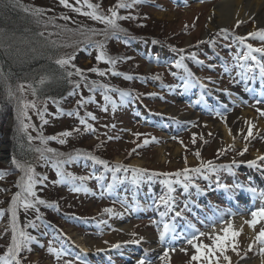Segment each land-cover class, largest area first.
Wrapping results in <instances>:
<instances>
[{
  "label": "rangeland",
  "instance_id": "rangeland-1",
  "mask_svg": "<svg viewBox=\"0 0 264 264\" xmlns=\"http://www.w3.org/2000/svg\"><path fill=\"white\" fill-rule=\"evenodd\" d=\"M19 1L45 11L47 30L53 40L55 39L57 42L62 40V32L57 31V28L67 27L66 31H69V33L66 37V43H64L62 57H68L72 53L71 48L74 43L81 41L101 43L102 41L100 36L94 37L92 35L93 31L88 26L97 22L96 20L73 11L72 8H65L59 3V0ZM171 1L146 0L137 13L145 14L148 18L142 17H144L146 26L153 24V29H158L154 33L161 34L165 41L174 37L182 49L194 47L198 41L196 44L203 48V52H210L216 55L219 60L222 59L223 53L219 51L216 53L212 46L207 45V41L213 33L221 29H227L231 31L238 30V32L247 35L249 32L264 28V24L256 26L257 24L251 18L235 20L232 16L227 15L218 17L215 14V9L219 6L218 0H182L181 3L178 0ZM88 2L103 8L104 13L108 15L110 13L109 8L114 7L117 0H88ZM69 3L75 8H80L81 12L91 11L84 4V0H80V3H77L76 0H69ZM262 8L264 9V7ZM64 16L70 17V19L65 20L62 18ZM211 19L214 20L213 23L216 21L215 24H208ZM238 20L243 22L239 27L236 26ZM95 30L97 29L95 28ZM257 41H259L258 38ZM210 43L213 44L211 41ZM90 47L93 49L92 46ZM75 48L74 46L73 49ZM154 48L155 56L149 58L150 62H145L136 56L135 64L129 63L131 68H128L127 61L124 63L123 58L115 57L113 53L106 56L116 60L114 65L97 61L96 55L92 57L93 60L87 57L83 58L80 61V68L89 72V79L104 80L106 83H111V85H116L118 82L128 89L137 84L136 80H128L124 76L121 81H117L116 77L106 73L111 74L116 69L130 70L129 73L133 71L142 76H149V79L144 82V87H135V91L146 100L137 101L138 104H134L128 109L124 105H119L118 100L112 97V101L117 105L115 111H113L111 103H107L108 110L103 111L102 109L106 105L103 99L96 98L91 103L78 104V107L75 104L80 100L75 99L71 107H75L74 109L78 112H83L88 107L87 110L95 115L96 119L93 120L94 131L86 129L84 131V127L80 124L72 127V118L70 117V120L67 121L70 122L71 127L63 126L64 130L62 132L71 131L75 128H79L80 131H73L70 137L60 136V138L66 140L65 145L75 147L76 151H81L80 148L94 149L95 152L92 153L99 156L97 157L99 159L104 157L112 163L122 162L132 168L150 169L156 173H174L185 167L189 169L197 168L201 165V161H213L214 165L217 166L230 165V170L217 167L214 172L203 169L199 174L190 173L191 179L195 181L202 178V183L207 188L211 186L207 182L212 178L214 179L217 174L223 176L224 180H226V177L231 178L228 174L233 169L241 174L239 180L235 181L234 184L228 181L229 186L223 187L221 193H218L216 188H210L204 196L200 197L197 194L198 189L195 188L194 191L191 188V196L197 198L199 200L197 202H204L205 205L208 202L204 197H212V199H216L217 206H219L213 208H219L218 210H220L217 214L211 208L210 215L206 212H200L199 216L204 221L201 222V218L198 220L192 216L194 220L191 223L195 224L196 229L206 233L213 231V223L218 222L217 224H221L219 223L221 218L224 221L231 220L232 222L243 218L244 225L248 226L245 221L251 219L250 210L264 206V196L261 195V193H264V161L258 162L257 167H249L247 164V161L258 156L256 153L259 155L264 154V116H261L256 110L257 108L264 110V77L261 76L259 67L255 64V61L250 60L249 67L243 68L241 60L247 51L242 52L241 49H238L235 51L236 63L228 68V71L218 70V68V72L215 71V67H212V60L208 59L207 62H203L202 70L199 69L196 72L193 70L190 77L183 79L179 77V74L176 75V84H174L170 79L174 69L169 66L173 59L169 57L168 53H161V48ZM91 49L90 51L94 52V49ZM116 50L119 51L118 46ZM229 52L231 51L229 50ZM160 54H162L161 58H159ZM127 55H130V53L127 52ZM258 59H261L260 63L264 64V56L258 53ZM244 64H246V61ZM92 68H96L105 74L101 76L98 72L89 71ZM235 74L238 76L235 77ZM177 81H180L178 85ZM165 86L173 88L166 94ZM12 98H14V104L5 128L6 132L0 137V168L3 171L11 169L6 171L8 174L0 179V189H6V191H0V209L5 210L3 217H0V255L4 254L11 242V214L8 208L12 196L21 191L20 188L16 187V182L21 177L27 179L25 172L20 168V172L13 171L15 170L11 151L13 122L16 120V123L22 121L23 124H33L37 121L40 109V103L31 96L27 87H24L23 92L18 88ZM257 101H261V103L258 104ZM26 102L36 104L35 109L31 107L27 109V117L23 115V103ZM244 114L252 116L250 122L255 125L253 137L247 141L244 137L247 135L248 123H246ZM179 115H184L185 119L179 118L176 120ZM230 116L237 118L238 121L229 124L226 118ZM257 120L262 121L263 127L257 124ZM241 121L242 128H240V131L239 123ZM46 130H50V126ZM229 130H231V134L224 135V132L226 131L227 134ZM52 133L53 131L50 135H53ZM194 134L196 137L195 144L192 143ZM145 140L149 141L147 145H144ZM245 144L248 145V151L245 155L240 156L239 153L244 149ZM52 145L55 146V144ZM220 149H225V151L223 154L217 155ZM197 151L200 152L199 159L194 155ZM185 157L187 158V164H185ZM136 160L137 163L133 164ZM233 160H236L237 164H232ZM31 165L30 163V165L23 166L27 168ZM52 165L46 172L47 176L44 175L46 178L50 176L51 185L53 176H57L56 169ZM46 166L47 164H45V168ZM31 167L34 169V165ZM44 170L42 171L45 174ZM61 170L65 174H73V171L78 172L79 175L84 174V172L71 170L66 166H62ZM82 171H84V168ZM37 174L40 177L39 172ZM128 178H131L130 174ZM161 178L162 181L165 179L175 181L177 179L176 177L164 176H159L156 179ZM38 180H41V178H38ZM142 180L143 182L146 180L143 184H148L147 178ZM159 181L148 186L146 190L142 187L139 192L141 196L143 195L151 202L149 204L151 211L148 216V219L151 220L148 221L145 220L146 216L144 214L135 216V214L129 212L125 215L127 216L125 218L121 217L122 215L118 217L108 216V213L104 212V209H106L105 198L108 196L96 188V192L91 194H88V191L75 192L72 189L58 190L54 186L49 187L50 184H48V187H44L42 191L37 190L39 193L37 197H30L33 203L39 198L47 200L49 204L54 201L57 206L59 205L58 209L63 208L60 212L51 211L46 205L40 204H36L39 212L35 208L28 210L23 207L18 208V227L20 230L25 231L29 222L36 223L38 222L36 219L44 216L51 218L50 224L52 228L54 227L53 234L42 236V240H39L36 243L37 245L34 241L31 242L32 247H35L31 254L23 256L22 251V264H65V261H71V264H136L142 257L150 260L152 264H164L159 257L166 248L170 247H175L176 250L175 252H169V264H189L193 249L184 242L183 238L190 236L196 229L187 232L182 228L183 218H170L173 205L168 202V194L170 193L168 185L163 183L165 185L163 186ZM79 183L82 184L83 182L79 180ZM183 183H186V180ZM128 184L130 183L128 182ZM86 186V184L83 185V187ZM127 186L131 192L134 191L130 185ZM253 186L254 188H252ZM106 189H109L108 186ZM252 189H255V191H252ZM177 192H183L185 200L188 198L186 196L188 192L183 187H178ZM240 192L244 196L243 200H235L234 198L241 195ZM161 197L167 201V205L162 202ZM224 197L226 198L224 199ZM224 202L228 207L223 205ZM187 203L190 205L188 201ZM259 204H262V206ZM121 206L119 212L123 214L125 213L123 209L127 208V205ZM192 207L194 206L192 205ZM161 213H164V215H161ZM233 213L235 215H232ZM77 214L80 218L75 223L66 219L68 215L75 216ZM165 223L170 225L172 231L166 235L165 242L161 243L159 241V231L163 230ZM174 225L179 227L180 230L183 229L184 234L178 236L179 232L173 228ZM261 227H264V221L257 224L255 230L249 227L250 231H253V237L260 231ZM240 232L241 234L237 238L240 256H237L231 250L227 253L232 258V264H239L244 260L250 261L251 264H258L259 261L264 259V254L260 253V248L264 245L257 243L249 251L248 245L253 243L254 238L251 242H248L243 235L244 232ZM131 233L137 235L133 237ZM145 235L153 238L152 241H154L155 247L148 249L144 241L139 244L126 243L140 237L144 238ZM174 236L177 238L173 239ZM201 239L204 243H210L206 237ZM80 241L85 244L84 249ZM118 243L121 247H112V245ZM49 246L58 250L63 249L65 255L57 260L54 255L48 252ZM181 248H187L188 253L185 254L180 251ZM221 264H225L222 258Z\"/></svg>",
  "mask_w": 264,
  "mask_h": 264
},
{
  "label": "trees",
  "instance_id": "trees-1",
  "mask_svg": "<svg viewBox=\"0 0 264 264\" xmlns=\"http://www.w3.org/2000/svg\"><path fill=\"white\" fill-rule=\"evenodd\" d=\"M145 1L146 0H141V3L136 4L131 8L116 9L119 16L135 17V19L117 20V24L125 31H115L99 21L92 24L93 26L88 25L90 30H94L92 35L94 37L100 36L102 41L101 43L97 41L92 43L89 41L74 43L71 48L72 53L68 55L75 56V59L72 60V64L75 65L76 68L82 69L80 68V61L83 58L87 57L88 59L93 60L92 57L95 55L97 56L99 51H101V49L97 47L98 44L104 45L102 50L106 53V55L113 53V55L115 54V57L123 58L125 60L124 63L127 61L128 64H135L136 56L143 59L145 62H150L149 58L155 56L154 47H159L161 48V53H168L170 55L168 56L173 59L172 63L169 65L170 68L174 69V73L171 75L170 79L174 84H176L175 76L177 74H180L184 79L186 77H190L193 74V70H202L203 63H197V61L207 62L208 59H216V56L212 53L203 52V48L196 44L198 41L195 43L197 46L196 48L194 45V47L185 48L181 52L179 50L182 48L178 45V42L174 37L165 41L161 34L159 35L154 33L158 31V29H153V24L151 26H146L144 17L147 16L145 14L137 13L140 6L142 7V5L145 4ZM125 2L130 3L131 0H125ZM25 9H27V11H25ZM36 9V7L28 6L23 1L0 0V137L6 132L5 128L14 104V98H9V90H11L12 94H14L18 90L19 86L23 84L29 89L31 96L40 103L39 113L44 112V115L43 119H41V116L38 115L36 122H33V124L28 123L30 127H28L26 131L23 129L20 121L16 123L15 120L13 122V141L11 144L13 158L21 165H30V163L32 164L31 166L34 165V171H36V173H34V178L37 181H40L38 178L44 180V175L47 176L46 172L50 169L51 165L58 161H64L60 167L66 166L71 170L84 172L83 175H79L78 172L73 171V176L88 177L87 180L81 181L83 182L82 184L79 183V180H76L73 183H59L56 181H59L60 178L54 175L52 179L53 183L51 185L49 176L42 183L38 182L35 184L34 191L37 195L39 194L37 190L42 191L44 187H48V184H50L49 187L54 186L58 190L72 189L74 186L80 187L81 185L86 184L87 186L85 188L88 189V194L95 193V188L107 194L109 198H105V207L106 209L110 208L113 210L111 214L108 213V216L113 215L118 217L122 215L121 212H119L122 208L121 205L124 206L129 201H131V205L137 213L136 215L143 213V211L146 213L147 209L144 208V206L147 203V200L142 198L139 194L140 189L144 187L146 190L148 186L154 185L155 182L159 180V182L162 183V178L158 180L156 178L159 176H155L151 180L148 179L147 185L143 184L146 180L144 182L141 180L139 183H133L131 173L132 167H129L127 164L122 162L112 163L109 159H105L104 157H102V159L98 158L99 160L107 162L108 168H105L104 165L87 158L86 154L95 156V154L92 153L93 151L95 152L94 149L80 148L81 151H76L75 147H71L67 144L65 145L66 142L64 144H60L58 140L63 139L59 136V134L64 130L63 126L71 127L70 122L67 121L70 120V117L72 118V127L79 126L80 122L75 113H78L79 117L84 118L87 123L93 126V120L87 116V113H91L87 110L88 107L87 109H84L83 112H78V110L74 109L75 107H71L73 104L72 102H74L75 99H79L80 101H83V104H86L88 102H93L96 98L104 100V95H108L111 97V100L112 97H114L118 100L119 105H124L126 108L130 109V106L138 104L137 101L145 99L142 95H139L135 91V87H144V82L149 79V76H142L133 71L129 73L130 70H127V72L123 69H116L114 71L121 73V75H113V73L110 74L105 71L108 75L116 77L117 81H121V78L125 74L131 76L132 79L130 80H136L137 84L133 88L128 89L124 88V85H121L118 82L116 85H111V83H106L104 80L100 81L96 78L89 79V72L85 69H82V75L78 76L73 74L71 77H68L67 72L72 71L75 73V69L70 66L61 67L56 63V61L61 58H66L61 55L69 31H66L67 27H58L57 31L62 32L63 39L59 42L55 39L53 40L52 37L49 36V31L47 30L45 11L41 9L42 11L39 14H36ZM97 11L102 15L111 16L110 13L106 15L103 8L98 7ZM95 28L98 31L95 30ZM239 36L247 35L238 32V30H227V32L219 30L216 31V33H213L210 39H208L207 45L212 46V49L216 53L219 51L222 52L223 55L229 56L227 61H223L221 63L217 61L216 65L223 69H227L228 65L236 63V57L234 54L235 49L241 48L243 50L242 52L247 51L245 44H241L236 39ZM210 41L213 42V44H211ZM248 43L252 44L253 47H262L264 44L260 40L257 41V39L253 38H250ZM74 46L76 47L75 49H73ZM90 46L93 47L94 52L90 51ZM117 46L119 51L116 50ZM228 47H230V49H227ZM229 50L231 52H229ZM200 51L201 53H199ZM117 52L121 53L118 54ZM127 52H129L130 55H127ZM193 54L195 55V59L192 58ZM161 56L162 54L159 55V58H161ZM181 57H184V59L181 60ZM178 62L185 65L186 68L177 67ZM129 67L130 64L128 68ZM189 72L191 75H189ZM41 78H46V82L44 84L40 83ZM77 84H79L78 88L76 87ZM28 85H31L32 87H28ZM105 85L107 88L103 87ZM33 88L36 90L35 95H33ZM165 88L167 94V92H169L173 87L165 86ZM120 91L130 93V95L126 97L123 102H121L119 94ZM72 92H75V94L69 95V93ZM89 98L93 99L90 100ZM75 106L78 107V103H76ZM45 108L46 111H44ZM69 112L74 114L69 116L67 114ZM43 120H46L47 123H43ZM49 126L50 130H46ZM82 126L85 131V126ZM52 131L53 135H50ZM29 136L33 137L31 141L28 139ZM41 137L44 139H47L48 137H57L58 139L47 140L46 143H42ZM52 144H55V146ZM37 149L40 151H37ZM47 149H53L55 151L48 152ZM42 155L45 157L44 159H41ZM70 156L76 158L69 160ZM47 161H49V163H47ZM45 164H47L46 168ZM117 164L127 166L129 171L124 172L121 170L120 172L115 173L117 180L114 182L113 172L110 169H113ZM14 167L15 170L13 171L20 172L16 165ZM83 168L84 171H82ZM10 170L11 169L4 170V172ZM42 170L45 171V174ZM0 171L3 170L0 168ZM61 171L63 172V170ZM37 172H39L40 177ZM148 172L151 173L155 171L148 169ZM129 174L131 175V178H128ZM97 177H101V179H97ZM145 178H147V174L145 175ZM179 179L181 182H173L172 188L174 191L169 193L176 199H180V195L177 192V188L180 184L182 186L187 184L188 187L189 185H194L197 188H202V186H204L201 184L200 180L195 181L194 179H191L190 181L183 183V177L181 176ZM127 181L130 184H128ZM109 184L113 185L110 190L106 189ZM127 185H130L134 191L131 192ZM163 186L165 185L163 184ZM28 199H30V197H28ZM45 201L47 202V200ZM50 203L57 205L54 201ZM58 207L54 206L48 208L51 211L60 212L63 207H60L59 209ZM179 210L177 212L179 213V216L185 218V220L190 219L188 214L183 213V210ZM79 218V214L75 216H66V219H69L73 223H75ZM36 220L38 222L32 223L35 224V227L27 226V229L25 230V232L29 235L35 237V240H33L35 245H37L36 243L39 242V240H42L44 236H48L47 234L52 235L54 228H52L50 224L51 218H48L47 216ZM34 249L35 247L33 248L32 243H30L28 248L23 250V256L31 254Z\"/></svg>",
  "mask_w": 264,
  "mask_h": 264
},
{
  "label": "snow or ice",
  "instance_id": "snow-or-ice-1",
  "mask_svg": "<svg viewBox=\"0 0 264 264\" xmlns=\"http://www.w3.org/2000/svg\"><path fill=\"white\" fill-rule=\"evenodd\" d=\"M77 3H80V0H76ZM59 3L64 6L65 8H72L73 11L79 12L82 15H86L89 16L91 19L99 21L101 23L106 24L107 26H109L110 28H112L115 31H125L124 29L120 28V26L117 24V20H124V19H135V17H131V16H119L116 9H120V8H131L136 4L141 3V0H131L130 3H126L125 0H117V3L114 7L109 8V12L111 13V16H105L100 14L97 9H98V5H94L88 2V0H84V4L87 5V7L89 9H91V11L88 12H81L80 8H75L73 7V5H71L69 3V0H59ZM25 11H27V9H25ZM42 10L41 9H36L35 13L39 14ZM65 20L70 19V17L64 16L62 17ZM243 23L242 21H237L236 26L239 27V25ZM94 31V30H93ZM222 32H227V29H221ZM248 38H253V39H259L261 42H264V28H259L256 31H252L249 32L247 34V36H239L236 39L241 43V44H245L246 48H247V52L244 54L243 59L247 60V59H251L253 61H256L257 66L259 67V71L262 77H264V64H261L259 62V60L257 59V57L254 55L255 53H259L261 54V56H264V47H253L252 44L250 43H246V40ZM201 43H203V41H201ZM97 47L99 49H101V51H99V54L96 56V60L97 61H104L106 63H110V64H115L116 60L112 59L110 57L106 56V53L102 50L104 48L103 44H98ZM179 51H183V49H180ZM193 59H195V55L193 54ZM75 59L74 55H70L66 58H61L58 59L56 61V63L58 65H60L61 67H65V66H70L73 67L75 69V73H73L72 71H68L67 72V76L71 77L73 74L75 75H82L83 70L76 68L75 65L72 64V60ZM184 57H181V60H183ZM197 63H203L202 61H197ZM177 67H185V65H182L180 62L177 63ZM89 71L92 72H98L99 75L103 76L105 73L104 72H100L98 69L96 68H92L89 69ZM113 75H121V73L118 72H113ZM189 75H191V73L189 72ZM125 79H132L131 76L128 75H124ZM157 79L159 77H156ZM46 82V78H41L40 83L44 84ZM24 85H20L19 89L21 92L24 91ZM28 87H32L31 85H28ZM76 87H79V84L76 85ZM105 88H107V86H103ZM33 95H35L36 90L33 88ZM119 91V90H117ZM75 92L69 93V95H74ZM120 97H121V102L124 101V99L126 97H128L130 95V93L125 92V91H120L119 92ZM13 96L11 90H9V98L11 99ZM104 100L106 102V105L103 107V111H107V103H111L112 104V109L113 111H115L117 105L115 102H113L111 100V97L108 95H104ZM90 100L93 98H89ZM83 101H78V104H82ZM257 103H261V101H257ZM31 107L33 109L36 108V104L34 102L31 103H23V115L25 117H27V109ZM257 112H259V114L261 116H264V110H261L259 108L256 109ZM46 111V108L45 110ZM41 116V119H43V115L44 112H40L38 113ZM69 116H72L74 113L69 112L67 113ZM75 115L77 116V118L79 119V122L81 125L85 126V129L88 131H94L93 126L89 123L86 122V120L84 118L79 117L78 113H75ZM87 116L90 117L92 120H95L96 117L95 115H93L92 113H87ZM22 123V127L23 129L26 131L28 127H30V125L28 124H23ZM43 123H47L46 120H43ZM248 123V129H247V135L244 137V139L247 141L249 138L253 137V129L255 127L254 124H252L251 122H246ZM73 131L75 132H79L80 129L79 128H75L71 131H64L62 133L59 134V136L61 137H70L73 133ZM229 133L231 134V130H229ZM139 135V134H137ZM29 141H31L33 139V137L29 136L28 137ZM58 139L57 137H48L47 139H44L43 137H41V141L42 143H46L47 140H55ZM201 139H203V137H201ZM58 142L60 144H64L66 142V140L64 139H59ZM149 143L148 140L144 141V145H147ZM192 143L195 144L196 143V137L195 134L193 135V139H192ZM205 143H207V141H205ZM37 151H40L39 149H37ZM48 152H54L55 150L53 149H47ZM225 151V149H220L217 153V155H221L223 154V152ZM248 151V145L245 144L244 149L239 153L240 156L245 155V153ZM58 155H62V154H58ZM88 159H91L93 161H95L96 163L102 164L105 166V168H108V164L106 161L103 160H99L97 157L95 156H91L90 154H86ZM194 155L199 159L200 158V152L197 151L194 153ZM45 157H43V155L41 156V159H44ZM76 157H69V160L75 159ZM264 161V154L262 155H258L255 159L253 160H249L247 161V164L249 167H257L258 166V162ZM13 164L16 165L17 168H20L22 171L25 172V176L27 177V179H25V177H21L20 180H18L16 182V187L20 188L21 191L16 192L10 201V205L8 208V211L11 214V232H12V236H11V242L8 245L6 251L4 252L3 255H0V264H22V260L23 257L21 256V253L23 250L27 249L29 244L35 240V237L29 235L27 232L20 230V228L18 227V208L19 207H23L25 210L28 209H32L35 208L37 212H39V209L36 208V204H40V205H46L47 207H58L57 205H53V204H49L47 203L45 200L43 199H39L37 198L35 200V203H33L32 200L28 199V197H37V193L34 191V186L36 183L40 182L42 183L43 181H37L34 178V169L31 166H28L27 168H25L23 165H21L19 162H17L15 159H13L12 161ZM64 161H58V162H54L53 163V168L56 169V175L60 178L59 183H73L76 180H80V181H84L87 180L88 177H76L73 176L72 174L68 173L65 174L64 172L61 171V167L60 165L63 164ZM185 164H187V158L185 157ZM232 164H237L236 160L232 161ZM217 167H222V168H228L230 170L231 166L230 165H214L213 161H207V162H203L201 161V165L197 168H187L185 167L182 170H178L175 173H156V172H151L149 173L147 169H141V168H131V173H132V182L133 183H139L142 179L145 178V175L147 174V179L151 180L153 177L155 176H164V177H176L177 179L175 181L171 180V179H165L162 181V183L168 185V190L169 192L174 191V189L172 188V184L173 182L175 183H180V177L182 176L184 180L186 181H190L191 180V175L190 173H201L203 169H207L208 171H216ZM113 172V181L115 182L117 180V177L115 175V173L120 172L121 170H123L124 172H128L129 168L125 165L122 164H117L115 165V167L113 169H110ZM8 173L4 172V171H0V179H2L4 176H6ZM43 179H46V177H44ZM97 179H101V177H97ZM113 187L112 184L108 185L109 190ZM185 190H187L188 185L185 184L184 185ZM73 191L75 192H80V191H84L87 192L88 189L83 187V185H81L80 187H73L72 188ZM0 191H6V189H0ZM252 191H255V189H252ZM26 193V196L24 195ZM262 196H264V193H261ZM23 197V199H22ZM162 202L165 203V205H167V201L161 197ZM104 212L111 214L113 212L112 209L107 208L104 209ZM5 214V210L4 209H0V217H3V215ZM161 215H164V213H161ZM177 215H179V213H177ZM232 215H235V213H233ZM250 216L251 219L245 221V223L252 228L253 230H255L257 224H259L260 222L264 221V206L255 209V210H250ZM219 223L221 224H226L227 226L222 227L220 232H216L215 230V223H213V231L212 232H201L198 229H196L190 236H186L184 237V242L187 245H190L191 248L193 249V253L190 257V261L189 264H221V258L223 259V261L225 262V264H232V258L227 254L229 250H231L232 252H234L237 256H240V252L238 250V244H237V238L239 237V235L241 234L240 231H237L234 229L233 226V222L231 220L228 221H224L222 218L220 219ZM30 227H35V224H32L31 222H29ZM195 229V226H192ZM172 231V229L170 228V225L165 223L163 225V230L159 231V241L161 243L165 242V238L166 235ZM222 233V234H221ZM131 235L133 237H135L137 234L136 233H131ZM202 237H206L210 243H204L203 240L201 239ZM177 237H173V239H176ZM144 238L140 237L139 239H133L131 241H128L126 243H133V244H139ZM264 245V227L260 228V231L258 233H256L253 243L248 245V250L251 251L252 248L256 245ZM113 248H119L121 247V245L118 244H114L112 245ZM175 247H170V248H166L163 252V254L159 257V259L161 261L164 262V264H169V252H175ZM180 251L184 252L185 254L188 253V249L187 248H181ZM48 252L52 255L55 256V258L57 260H59L62 256L65 255V252L63 251V249H56L54 247L49 246L48 247ZM260 253L264 254V247L260 248ZM243 259V257H241ZM65 264H71V261H65ZM136 264H152V262L150 260H147L146 258L142 257L141 259H139Z\"/></svg>",
  "mask_w": 264,
  "mask_h": 264
},
{
  "label": "bare ground",
  "instance_id": "bare-ground-1",
  "mask_svg": "<svg viewBox=\"0 0 264 264\" xmlns=\"http://www.w3.org/2000/svg\"><path fill=\"white\" fill-rule=\"evenodd\" d=\"M217 2L219 3V6L216 7L215 14L218 17H225L227 15V16H232L235 20L237 19L245 20L247 18H251L257 24L256 26L260 24H264V9L262 8L264 7V0H218ZM212 21L214 20L211 19L210 23L208 24L209 25L215 24L216 21L214 23ZM179 118L185 119V116L179 115L176 120H178ZM244 118L246 119L247 122H250L252 116L244 114ZM226 120L229 124L231 122L238 121L237 118L231 117V116L229 118H226ZM261 122L262 121L257 120V124L260 127H263ZM241 123L242 121L239 123L240 124L239 130L240 128H242ZM224 135H229V132L226 134V131H225ZM256 155H259V154L256 153ZM135 163H137V160L133 162V164ZM225 226L227 225L226 224H215L216 232H220L221 228ZM233 226L235 227V229L244 232L243 235L245 236V239L247 238L248 242H251L253 240L254 238L252 236L253 231L251 232L250 231L251 229L248 226L244 225L243 218L235 220L233 222ZM152 240H153L152 237L150 238V237H147V235H145L142 241L146 243L145 245L148 249H151L152 247H155L154 241ZM80 244L82 245V248L84 249L85 244H83V242L81 241H80ZM239 264H251V262L248 260H244ZM258 264H264V259L262 261H259Z\"/></svg>",
  "mask_w": 264,
  "mask_h": 264
}]
</instances>
